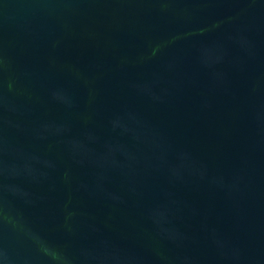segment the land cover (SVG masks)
I'll return each mask as SVG.
<instances>
[{"label":"water","instance_id":"1","mask_svg":"<svg viewBox=\"0 0 264 264\" xmlns=\"http://www.w3.org/2000/svg\"><path fill=\"white\" fill-rule=\"evenodd\" d=\"M0 264H264V0H0Z\"/></svg>","mask_w":264,"mask_h":264}]
</instances>
